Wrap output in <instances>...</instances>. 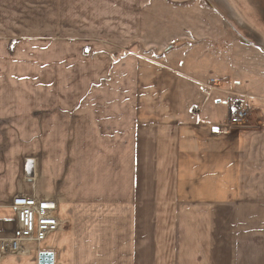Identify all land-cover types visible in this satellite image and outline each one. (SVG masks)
Returning a JSON list of instances; mask_svg holds the SVG:
<instances>
[{"label": "crops", "instance_id": "1", "mask_svg": "<svg viewBox=\"0 0 264 264\" xmlns=\"http://www.w3.org/2000/svg\"><path fill=\"white\" fill-rule=\"evenodd\" d=\"M51 1L38 0L37 10L45 11L46 3L53 10ZM53 1L59 16L49 15L52 27L40 31L37 25L36 34H24L11 33L16 22L5 26L11 29L0 26V236H11L17 223L14 197L33 191L23 179L33 160L19 164L27 155L24 143L36 141L37 196L58 202L63 223L69 206L71 223L68 233L59 231L40 246L61 247L68 238L73 246L78 234L100 230L120 248L128 220L138 236L133 254L152 253L134 264H164L159 253L174 243L179 264H264V71L238 70L221 57L210 68L197 48L178 66L140 51L111 55L85 33L103 30L102 23L89 15L76 21L81 13L75 10L92 3ZM96 4L109 13L102 22H115L119 37L137 38L141 14L131 9L137 15L126 17L125 0ZM211 78L220 85L210 88ZM244 101L260 115L245 128L212 132L227 123L234 103ZM259 122L261 128L254 127ZM9 141L18 142V153L8 151ZM0 264L34 262L5 258Z\"/></svg>", "mask_w": 264, "mask_h": 264}, {"label": "rangeland", "instance_id": "2", "mask_svg": "<svg viewBox=\"0 0 264 264\" xmlns=\"http://www.w3.org/2000/svg\"><path fill=\"white\" fill-rule=\"evenodd\" d=\"M37 1L0 0V26L3 28L6 25L12 27V24L16 22L18 27L14 25L11 33L17 30L24 34H36L38 31L37 25H40V31H43L45 27H50L51 23H48L47 20L48 18L53 19L49 15L59 16L57 6L55 7L54 1L52 0L50 5L53 10H49V4L46 3V6L44 5L45 11L40 8L41 12H39L36 6ZM125 1L126 7H129L126 17L141 14V18H139L141 20L140 29L138 30L139 35L135 40L129 38L128 33L123 37H119L118 34L120 33L115 22L112 26L108 22H102L106 16H109V13L103 10L101 8L102 6H97V0H87L86 2L88 4L92 3V6L88 5L84 9L75 10L81 13L76 18L77 22L82 21L83 16L85 18L86 15H89L94 22L102 23L104 26L103 30L106 32L102 29L94 28L85 33L93 34L94 36L89 38V40L100 46H106L111 55L117 56L123 52L140 51L143 56H148L157 60V62L178 66L179 62L185 61L184 58H186L187 52H195L198 49L204 59L211 63L210 68H213L212 64L216 57H221L226 58L227 64L233 65L238 70L253 67L256 68L255 74L262 75V71H264V58H262V54H264V0H140L139 4H133L131 0ZM26 3H28V6H25ZM20 6L21 8L25 6L23 8L24 11L18 10V12L16 10ZM62 8H65L64 3ZM131 9L137 11V14L136 12L131 14ZM118 16L117 13L112 11L110 19H116ZM142 19H144L143 22ZM11 27H6L5 29H11ZM0 30L3 29L0 28ZM75 30H77L75 32H82L81 29L78 30L75 28ZM62 31L68 30L62 28ZM130 31L132 32L133 30ZM112 32L115 33L114 38L112 37ZM107 33H109V37L111 38L107 36ZM100 34H105V36ZM118 40H121L124 46L118 45ZM240 58L244 59L235 61V59ZM207 85L213 88L220 84L215 78H211ZM202 88L204 90V86ZM230 95L234 94L230 93ZM247 103L244 101L234 103L233 105H246L250 109L249 117L244 118L242 122L236 123L235 125H230L227 121L223 126H216L221 128L226 126L228 130L224 132L247 127L251 117L253 118L261 113L257 106ZM232 107L228 120H230ZM195 109V112L198 113L199 109ZM257 124L256 126H252L261 128V123L259 122ZM5 143L10 153H18V142L9 141ZM24 144L23 150L27 155L25 154L19 165L22 168L23 164H26L27 159L33 160L35 164L33 176L29 177L24 174L23 179L25 186H29V182L32 186L34 185L32 193L28 195L37 196V187L39 184L38 172H40L38 166V144L36 141H30L27 145L26 143ZM68 163V157L64 158L62 180L66 184L64 189L66 193L69 191L68 181L70 172ZM16 177L17 172H15V179ZM128 208H130V205L127 204L125 209L127 210ZM68 215L69 206L66 207L65 222L63 223L61 221L60 232L68 233L71 228ZM131 224V221L126 220V229L123 230L125 235L121 238L123 239V245L120 248L112 245L113 243L116 244L112 238L108 235L102 236V232L97 230L95 231L96 234L91 232L89 237L78 234L75 237L73 246L70 245L69 238L61 247L50 246V244L42 247L38 243H26L25 248L29 249V253L8 254L3 259L28 260L36 264L37 253L39 256L42 252H53L56 253L59 264H134L135 261L141 258L149 257L150 252L143 251L133 254L131 245L138 240V236L135 229H132ZM16 226L17 224L14 222L13 228L7 233L10 234L11 231L16 229ZM82 228L79 221L74 230L80 232ZM141 233H144L148 237V233L143 231ZM171 246L169 252L163 251L159 253V259L163 260L164 264H166V261L170 264H179L181 257L178 249L179 246L177 243ZM141 248L144 250L150 249L147 245L141 246Z\"/></svg>", "mask_w": 264, "mask_h": 264}, {"label": "built area", "instance_id": "3", "mask_svg": "<svg viewBox=\"0 0 264 264\" xmlns=\"http://www.w3.org/2000/svg\"><path fill=\"white\" fill-rule=\"evenodd\" d=\"M249 114L250 109L246 105H233L228 124L242 122ZM211 130L214 133H221L228 128L213 126ZM10 207L17 214V226L11 236L0 237V261L8 254H21L18 246L23 250L26 243H45L61 228L62 222L57 216L59 204L56 200L19 194L14 197Z\"/></svg>", "mask_w": 264, "mask_h": 264}, {"label": "water", "instance_id": "4", "mask_svg": "<svg viewBox=\"0 0 264 264\" xmlns=\"http://www.w3.org/2000/svg\"><path fill=\"white\" fill-rule=\"evenodd\" d=\"M28 168V176H33V162L30 161L27 164ZM39 263L40 264H55V254L53 252H42L39 255Z\"/></svg>", "mask_w": 264, "mask_h": 264}, {"label": "bare ground", "instance_id": "5", "mask_svg": "<svg viewBox=\"0 0 264 264\" xmlns=\"http://www.w3.org/2000/svg\"><path fill=\"white\" fill-rule=\"evenodd\" d=\"M18 247H19V251L21 252V254L29 253V249L25 248V246L23 247V250L21 249L22 248L21 246H18Z\"/></svg>", "mask_w": 264, "mask_h": 264}]
</instances>
